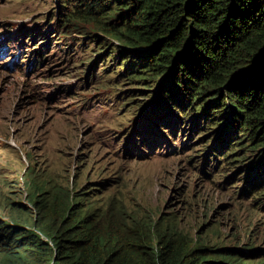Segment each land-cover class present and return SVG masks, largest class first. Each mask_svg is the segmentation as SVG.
Segmentation results:
<instances>
[{"label": "rangeland", "instance_id": "rangeland-1", "mask_svg": "<svg viewBox=\"0 0 264 264\" xmlns=\"http://www.w3.org/2000/svg\"><path fill=\"white\" fill-rule=\"evenodd\" d=\"M77 3L0 0V220H34V180L46 184L40 196L52 215L69 191L77 209L96 217L122 210L164 218L207 245L251 244L262 252L244 257H264V198L255 202L248 171L210 149L213 136L190 133L189 141L186 127L162 129L159 141L156 130L140 134L155 109L151 91L119 78L125 57L115 46L99 48L75 30L64 37ZM12 260L0 248V264Z\"/></svg>", "mask_w": 264, "mask_h": 264}, {"label": "trees", "instance_id": "trees-1", "mask_svg": "<svg viewBox=\"0 0 264 264\" xmlns=\"http://www.w3.org/2000/svg\"><path fill=\"white\" fill-rule=\"evenodd\" d=\"M72 1L78 3L65 16L64 26L71 29L64 37L75 30L99 48L115 46L125 57L119 78L145 82L142 91H151L155 109L138 132L156 130V141L166 128L182 134L186 127L189 141L190 133L213 136L210 149L243 165L259 204L264 198V0ZM30 52L41 58L43 49ZM36 60L28 61L31 67ZM28 185L38 211L34 220H0V248L14 256L12 264H264V257H244L262 252L251 244L244 249L207 245L164 218L122 210L96 217L90 209H77L69 191L52 215L48 197L40 196L48 191L46 184Z\"/></svg>", "mask_w": 264, "mask_h": 264}, {"label": "bare ground", "instance_id": "bare-ground-1", "mask_svg": "<svg viewBox=\"0 0 264 264\" xmlns=\"http://www.w3.org/2000/svg\"><path fill=\"white\" fill-rule=\"evenodd\" d=\"M1 41V40H0ZM1 43V42H0ZM2 50V49H1Z\"/></svg>", "mask_w": 264, "mask_h": 264}]
</instances>
